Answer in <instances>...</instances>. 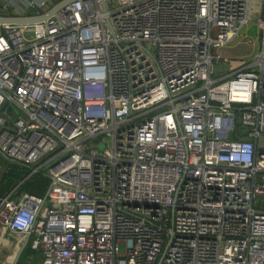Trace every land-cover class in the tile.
I'll use <instances>...</instances> for the list:
<instances>
[{"label":"built area","instance_id":"1","mask_svg":"<svg viewBox=\"0 0 264 264\" xmlns=\"http://www.w3.org/2000/svg\"><path fill=\"white\" fill-rule=\"evenodd\" d=\"M108 1L0 24V227L39 264H264V0Z\"/></svg>","mask_w":264,"mask_h":264},{"label":"rangeland","instance_id":"2","mask_svg":"<svg viewBox=\"0 0 264 264\" xmlns=\"http://www.w3.org/2000/svg\"><path fill=\"white\" fill-rule=\"evenodd\" d=\"M108 6H112V0L108 1ZM0 14H3V11H0ZM263 11L259 14L260 17H263ZM256 15L250 16L251 22L245 24L240 32L238 39H235L232 43L221 48L219 50V54L223 57V61H220L219 64L223 67L228 65H235L237 63L238 58H246L251 57L257 49V45L260 39V26L256 22H253ZM241 56V57H240ZM246 56V57H245ZM98 148H101V145H98ZM13 177V182L19 176V169L16 166H13V173L10 175ZM39 180V178H38ZM49 181L46 178L42 177V181H36L35 185L37 188H43L46 190ZM2 247L0 246V252L2 251ZM25 249H23L19 255L17 264H39L38 253L34 252L25 253Z\"/></svg>","mask_w":264,"mask_h":264},{"label":"water","instance_id":"3","mask_svg":"<svg viewBox=\"0 0 264 264\" xmlns=\"http://www.w3.org/2000/svg\"><path fill=\"white\" fill-rule=\"evenodd\" d=\"M75 0H60L47 9L34 14H27L22 16H13V15H3L0 14V24H31V23H37L44 21L47 17L53 15L59 8H61L63 5L72 2ZM100 8L102 11H105V5L104 3H99ZM105 23L108 27V29L111 31V28L109 26L108 19L105 17ZM98 146V145H97ZM25 242L17 249L13 261L11 264H15L18 256L20 255L21 251L24 248Z\"/></svg>","mask_w":264,"mask_h":264},{"label":"crops","instance_id":"4","mask_svg":"<svg viewBox=\"0 0 264 264\" xmlns=\"http://www.w3.org/2000/svg\"><path fill=\"white\" fill-rule=\"evenodd\" d=\"M58 1H60V0H48L50 6L53 5L54 3L58 2ZM2 2H3V0H0V3H2ZM10 179L14 180L13 177L3 176V174L0 173V192L6 190L5 189L6 182H7V180H10ZM2 187H3V190H2ZM14 239H15V237L11 236L7 232H3V228L0 227V246L3 249L0 252V261H3V259L5 260L6 258H8V260H10V259L13 260L14 255H15L18 247H19L18 245H15ZM18 258H19V256H18ZM17 263H18V260L16 261V264Z\"/></svg>","mask_w":264,"mask_h":264},{"label":"trees","instance_id":"5","mask_svg":"<svg viewBox=\"0 0 264 264\" xmlns=\"http://www.w3.org/2000/svg\"><path fill=\"white\" fill-rule=\"evenodd\" d=\"M5 176H9L11 177L10 175H5ZM42 181V178L41 177H38V176H33L31 178V182H28L26 181L24 184H23V189L30 192V193H33V194H36V195H40L42 196L44 194V189L41 187V188H37V186L35 185L36 181ZM4 179V178H3ZM11 180V179H10ZM7 180L6 182V186H5V189H7L10 184H12L13 180ZM2 190H3V187H2ZM3 191H1L0 193H2ZM26 251L25 253H31V252H34L32 249H30L29 247H25L24 248Z\"/></svg>","mask_w":264,"mask_h":264}]
</instances>
